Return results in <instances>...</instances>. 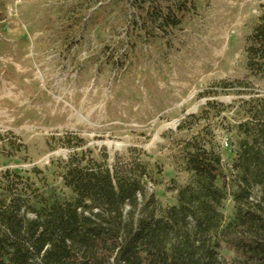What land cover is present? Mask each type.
I'll return each mask as SVG.
<instances>
[{"label": "rangeland", "instance_id": "obj_1", "mask_svg": "<svg viewBox=\"0 0 264 264\" xmlns=\"http://www.w3.org/2000/svg\"><path fill=\"white\" fill-rule=\"evenodd\" d=\"M194 1L179 31L125 57L135 18L128 0H0V175L38 173L69 198L59 168L71 156L108 168L136 161L149 173L147 195L169 208L189 182L187 143L212 145L227 172L239 102L264 97L245 62L263 2ZM222 214L232 217L230 198Z\"/></svg>", "mask_w": 264, "mask_h": 264}, {"label": "trees", "instance_id": "obj_2", "mask_svg": "<svg viewBox=\"0 0 264 264\" xmlns=\"http://www.w3.org/2000/svg\"><path fill=\"white\" fill-rule=\"evenodd\" d=\"M262 2L245 62L250 78L264 83ZM122 6L135 13L125 57L139 44L174 35L195 11L194 0H128ZM237 114L227 172L212 145L196 139L185 145L190 178L176 190L173 207L161 208L147 195L149 173L136 161L108 168L71 156L59 168L69 198L48 191L38 173L32 181L0 175V264H228L222 251L235 256L229 264H264V97L241 100ZM3 149L24 151L7 143ZM228 198L233 215L225 220Z\"/></svg>", "mask_w": 264, "mask_h": 264}, {"label": "built area", "instance_id": "obj_3", "mask_svg": "<svg viewBox=\"0 0 264 264\" xmlns=\"http://www.w3.org/2000/svg\"><path fill=\"white\" fill-rule=\"evenodd\" d=\"M224 147H225V148H224ZM224 147H223L224 149L228 148L227 144H225Z\"/></svg>", "mask_w": 264, "mask_h": 264}, {"label": "crops", "instance_id": "obj_4", "mask_svg": "<svg viewBox=\"0 0 264 264\" xmlns=\"http://www.w3.org/2000/svg\"><path fill=\"white\" fill-rule=\"evenodd\" d=\"M232 160V159H231Z\"/></svg>", "mask_w": 264, "mask_h": 264}]
</instances>
